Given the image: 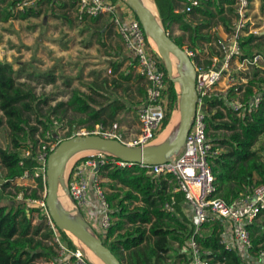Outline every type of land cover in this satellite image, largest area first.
I'll return each instance as SVG.
<instances>
[{"label": "trees", "instance_id": "obj_1", "mask_svg": "<svg viewBox=\"0 0 264 264\" xmlns=\"http://www.w3.org/2000/svg\"><path fill=\"white\" fill-rule=\"evenodd\" d=\"M262 1L264 9V0ZM0 2L3 1L0 0ZM46 2L50 3V1ZM182 2L184 0H165L169 7V16L165 20L158 4L154 1L164 30L168 31L172 25H177L179 31L188 33L193 45L191 49H194L198 41L211 43L212 38L201 34V29L208 25L195 24L187 19V15H199L205 21H209L217 14L222 15L223 6L231 5L232 0L203 1L199 7L194 8L188 14L175 13L176 6L179 4L182 6ZM11 7L12 4L0 7V22H7L14 16ZM34 8L18 14L19 17L26 18ZM229 11L232 12L231 9ZM221 21L226 32L231 31L230 22L224 17ZM262 38L264 37L254 34L243 37L240 43V60L251 59L255 54L264 56V46L261 48L259 44H253ZM214 39L217 40V38ZM173 41L180 48L183 47L181 37ZM148 47L158 68L165 76L164 96L167 97L168 106L161 128L164 131L177 106L178 94L162 59L150 44ZM214 53L212 51L211 56ZM112 68L116 72L118 65L113 63ZM259 72L261 70L257 69L253 78L248 81L247 93H251L250 87H256L263 92V100L257 112L250 118L237 117L218 99L208 101L207 133L214 144L213 149L222 150L211 158L209 163L217 186L216 195L226 203L264 184V161L253 150L258 138L264 134V71L261 72L263 76L256 78ZM13 75L12 65L0 61V111L6 119L12 144L11 150L0 148V164L5 170L3 183L0 184V264H36V260L41 257L47 262H55L57 261L56 254L43 242L51 238L53 234L49 226L44 225L43 221L46 217L41 214L35 204L28 202V200L40 198L43 183L40 178L33 176V171L37 166L36 162L31 158H22L21 154V149H30L34 152L38 144V140L34 139L38 128L28 126V117L25 113H37L39 99L30 91L17 86ZM138 78L142 79L140 75ZM120 79L128 81L130 74H121ZM91 102L90 98L75 91L67 103L72 110L87 115V118L81 120L79 125L90 123L88 128L99 124L106 125L119 111L124 109L122 105H114V102H106L98 108H93ZM52 112H55V109ZM36 119L37 124L42 128L40 137L43 139L44 132L49 129L52 122L39 114ZM219 131L229 134L219 138L217 136ZM28 142L31 146H28ZM21 161L22 166L19 165ZM25 171L30 173L28 179L34 182L35 188L29 194L28 190L22 187H16L14 195L5 192L23 177ZM99 174L104 180L102 186L106 190L111 210V225L102 238L97 237L118 261L121 264H167L168 253L175 249L174 245H177L180 248V251L176 253L178 264H188L189 261L183 249L187 239L193 233V224L180 210L178 196L181 194H172L174 188L172 176L147 175L146 171L138 166L120 169L109 164L101 167ZM20 193L23 199L17 200L16 196ZM171 197L176 199L174 213L165 210V204L170 202ZM34 213H37L40 218V223L36 226L32 225ZM260 218H264V213L260 214L258 219ZM54 227L68 247L76 251V247L67 234L55 225ZM43 229L45 231L41 233ZM222 230V223L217 220L206 224L202 232L195 235V239L203 249L211 252V264H245L248 260L242 255L236 251H228L222 246L220 243ZM248 230L253 247L250 256L254 258L259 250L264 249V224H259L256 220ZM248 264L254 263L249 261Z\"/></svg>", "mask_w": 264, "mask_h": 264}, {"label": "built area", "instance_id": "obj_2", "mask_svg": "<svg viewBox=\"0 0 264 264\" xmlns=\"http://www.w3.org/2000/svg\"><path fill=\"white\" fill-rule=\"evenodd\" d=\"M2 1L12 4V13L23 14L39 2L52 0ZM203 1L208 0H184L182 9L175 10V13L188 14L194 8L199 7ZM71 2L78 21L103 15L110 16L124 47L132 57L138 75L145 81L146 88L145 96L137 109L139 125L137 133L127 137L117 123L109 127L99 124L91 128L80 127L66 139L99 136L103 139L116 140L131 148L149 146L161 131L168 101L164 96L166 90L164 73L151 56L148 47L150 43L140 21L131 14L129 6L123 0H118L116 3L110 0H71ZM250 3L251 0H232L231 5H225L230 6L234 12L235 20L231 24V31L225 32L214 42L215 53L208 58L207 66L193 64L196 73L197 96L195 113L184 145L177 155L172 156L166 163L150 166L124 162L111 155L98 152L96 156L82 158L70 167L65 183L66 195L76 212L81 214L84 211L87 214L90 194L93 193L99 208L101 231L105 232L111 225V210L106 190L102 186L104 180L100 177V168L107 164L120 169L138 166L145 170L147 175H171L174 181L172 194H181L185 204L189 206L192 213L193 233L187 239L183 249L189 261L188 264H211V252L198 244L195 235L200 234L206 224L217 220L222 223L220 243L226 250L236 251L242 255L248 260L245 264L249 261L254 264H264V249L259 250L254 258L250 256L253 247L248 230L258 220L260 214L264 213V184L254 187L250 192L240 195L230 203L217 197V186L209 160L219 152L213 149L214 144L207 133L206 125L208 101L212 99L221 101L237 117L248 118L257 112L262 103L263 92L256 87H250L251 93H247L249 87L247 78L237 77L238 71L245 70L248 66L258 67L259 63H264V56L260 54H255L251 59L240 60L239 57L241 39L249 35L245 26ZM188 56L189 58L195 57L193 54H188ZM60 129L55 121L53 129L44 132V137L38 141L34 152L30 149L22 152V158H31L36 162L37 166L33 171V176L40 178L43 183L40 198L28 200V202L35 204L48 220L57 248L59 264H90L78 250H71L60 237L46 206L47 158L61 141L66 140L62 138ZM159 129L160 131L157 132ZM155 132H157L156 135ZM19 165L22 166L23 162L21 161ZM29 176L30 173L25 171L21 180L28 179ZM16 198L22 200V193ZM175 205L176 199L171 197L170 202L165 204V210L174 213Z\"/></svg>", "mask_w": 264, "mask_h": 264}, {"label": "rangeland", "instance_id": "obj_3", "mask_svg": "<svg viewBox=\"0 0 264 264\" xmlns=\"http://www.w3.org/2000/svg\"><path fill=\"white\" fill-rule=\"evenodd\" d=\"M110 1L114 3L118 2V0ZM154 1L158 4L162 17L166 20L169 16L168 4L165 3V0ZM70 2L68 0H52L50 3L42 1L35 6L26 18L21 19L18 14L13 13L14 16L9 21L0 22V61L12 65L14 70L13 78L17 86L25 91H30L39 99L36 108L37 113H25L28 117V126H36L38 128L37 133L34 135V139L38 141L42 139L40 137L42 128L37 124L36 119L38 114L48 118L49 122H52L49 129H53V123L56 121L61 128L60 134L63 139H66L74 130L80 127L90 126V123L79 125V122L85 120L87 115L78 113L67 105L72 94L78 91L92 100L91 106L93 108H98L106 102H114L116 106L122 105L124 109L119 111L112 121L103 126L109 127L110 124L117 123L121 127V131L122 128H125L127 131L126 136L130 137L129 134L132 135L136 130L134 125L138 118L135 110L138 104V94L134 86L135 82L126 83L122 81L120 75L123 74V70L117 69L114 72L111 66V63L117 62L115 59L117 56L116 51L122 53L124 50L123 44L121 45L123 41L114 25V35H110L108 32L107 37H103L100 36L102 32L97 26H92L85 21H78L75 16L74 7ZM5 5H7L6 2H0V7H4ZM181 9V4L176 6V10ZM230 9L232 12L229 11ZM223 10L222 15L217 14L209 21H205L199 15H187V19L195 22V24L208 25V27L201 29V34L212 38L211 43L198 41L194 49H191L193 45L188 33L179 31L175 24L167 31L172 39L182 38L183 50L187 54L195 56L194 58L190 57L193 60V64L208 65V58L211 56L212 51H215L213 44L216 39L214 38L222 37L226 32L221 18H226L230 24L234 22L233 9L230 6H223ZM130 11L134 16L135 13L131 8ZM245 30L249 34L264 37L262 35L264 32L262 0H251L250 8L247 12ZM253 44H259L262 48L264 46V38L256 40ZM171 57L174 60L175 57L172 54ZM162 62L166 68L164 59H162ZM257 69L263 72L264 63H259L258 67L248 66L245 70L238 71L237 77L247 78L249 81L253 78ZM261 72L257 73L256 78L263 76ZM132 73L134 72L132 71ZM177 78H179L178 75ZM54 109L55 112H52ZM175 115H178L176 121L177 125H179L180 114L178 103L172 113L171 120ZM5 120L3 113L0 111V148L11 150L10 131ZM157 132L154 134L156 135ZM162 132L163 130L157 134L156 140L148 148L162 145V141L159 140ZM228 134L222 131L217 132L219 138L226 137ZM28 146H31L30 142H28ZM22 150L24 149H21V154ZM253 150L264 161V134L258 138L253 146ZM221 151L219 149L218 152ZM98 152L86 151L78 153L73 157L70 167L82 158L96 156ZM4 174L5 170L0 164V184L3 183ZM65 180L66 178H59V189L64 190ZM16 187L27 189V193L29 194L35 188V184L31 179H20L16 181L14 186L7 188L5 192L14 195ZM107 191L110 192L108 188ZM63 192L65 194V191ZM59 196V199L63 200L61 194ZM178 202L179 205L185 204L182 195L178 196ZM182 214L191 220V216L187 212ZM71 215L79 221L78 215L74 214V212ZM81 215L92 226L93 230L97 233L96 235L102 238V233L97 230L90 215L84 213V211L81 212ZM43 222L44 225L49 226L47 219ZM39 223L40 218L37 213H34L32 215V225L36 226ZM257 223L264 224V218L258 219ZM44 231L43 229L41 233ZM67 236L74 246H76V249L83 252V248L75 243L74 237L69 233H67ZM43 242L51 247L52 251L56 254L57 261L47 262L45 258L41 257L36 260V264H59L60 261L57 258L58 252L53 241V234L51 238ZM174 248L167 255V264H178L176 253L180 251V248L177 245H174Z\"/></svg>", "mask_w": 264, "mask_h": 264}, {"label": "water", "instance_id": "obj_4", "mask_svg": "<svg viewBox=\"0 0 264 264\" xmlns=\"http://www.w3.org/2000/svg\"><path fill=\"white\" fill-rule=\"evenodd\" d=\"M134 11L146 36H151L161 47L176 57V71L179 77L178 107L180 112L179 128L174 138L168 143L154 148H131L116 140L103 139L99 136L74 137L61 141L57 148L49 154L46 169V206L53 224L60 230L71 233L79 238L88 249L106 264H121L115 255L103 245L92 228L76 212L79 221L71 219L62 210L58 196V165L66 162L82 151L96 150L111 155L124 162L144 165H160L166 163L182 149L196 107V73L193 62L186 51L175 44L167 31L164 30L160 16L159 23L152 12L141 0H124ZM159 15V13H158ZM264 35V32L262 33ZM168 74V73H167ZM169 76V75H168ZM173 82V80L170 78ZM174 86L175 83L173 82ZM176 88V86H175ZM57 138V135H54ZM65 193L67 192L64 186ZM253 258H251L252 260Z\"/></svg>", "mask_w": 264, "mask_h": 264}, {"label": "crops", "instance_id": "obj_5", "mask_svg": "<svg viewBox=\"0 0 264 264\" xmlns=\"http://www.w3.org/2000/svg\"><path fill=\"white\" fill-rule=\"evenodd\" d=\"M69 2L71 1V0H68ZM153 2V1H152ZM71 4H72V2H70ZM154 3V2H153ZM73 5V4H72ZM154 5H155V3H154ZM73 7H74V5H73ZM155 8H156V5H155ZM156 11H157V14H158V10H157V8H156ZM159 16V15H158ZM83 21H85V22H88V24H91L92 26H97L98 28H100V31L102 32L101 34H100V36H103V37H107V34H108V32H109V34L111 35H114V27H113V24H112V22H111V18L109 17V16H107V15H103V16H100V17H97V18H91V19H84ZM83 21H80V22H83ZM123 43L121 42V45H122ZM124 46V45H123ZM151 47H152V44H151ZM153 48V47H152ZM123 52L121 53L120 51H116V53H117V56L115 57V59L117 60V62H113L114 64H116V65H118V69L120 70H123V74H130V79L128 80V81H124V82H131V83H134L135 82V91L137 90V99H138V104L136 105V107H135V110H136V115H137V109H138V107L140 106V103H141V101H142V99L144 98V96H145V88H146V83H145V81L143 80V79H139L138 78V73H137V71H136V69H135V67H134V65H133V61H132V57H131V55L128 53V51L126 50V48L125 47H123ZM124 55V56H123ZM113 63H111V66H112V64ZM132 71L135 73V75H134V73H132ZM138 83H137V82ZM177 89V88H176ZM178 91V90H177ZM179 92V91H178ZM138 118H137V122L135 123V125H134V128L136 129L135 130V132H133L132 134H135V133H137L138 132ZM169 126V125H168ZM168 126H167V128H168ZM121 128V127H120ZM166 128V129H167ZM165 129V130H166ZM164 130V131H165ZM122 131L124 132V133H126L127 131L125 130V128H122ZM163 131V132H164ZM162 132V133H163ZM129 135H131V134H129ZM156 139H154V141H155ZM159 140L160 141H162V143H164V142H166L167 140H161L160 139V136H159ZM168 140H170V139H168ZM68 174H69V171H68V173H67V175H66V180H67V177H68ZM5 175V174H4ZM66 180H65V183H66ZM61 194V196H62V198H63V202L62 203H60L59 202V204H60V206H61V208H62V210L64 211V213L65 212H68V213H70V214H72L73 212H74V214H76L77 215V213H75V210H74V208H73V205H72V203H71V201H70V199L68 198V196L66 195V193L64 194V192H63V189H59V191H58V196ZM60 197V196H59ZM180 210H181V212L182 213H184L185 214V212H187L191 217V221H192V213H191V210H190V208H189V206L188 205H186V204H181L180 205ZM87 214L88 215H90V217H91V220H92V222L94 223V225L96 226V228H97V230L98 231H100L101 233H102V235L104 234V232L103 231H101L100 230V225H99V208H98V205H97V203H96V201H95V199H94V195H93V193H91L90 194V199H89V208H88V211H87ZM82 216V215H81ZM71 217H73V218H75L74 216H71ZM83 218V217H82ZM83 220H84V218H83ZM88 225H89V223L86 221V220H84ZM91 228H92V226L91 225H89ZM92 230H93V228H92ZM94 231V230H93ZM95 232V231H94ZM95 234H97L96 232H95ZM76 247V246H75ZM81 251V250H80ZM82 254H83V252H81ZM83 256L86 258V260H88L89 262H90V260L87 258V256H85V254H83ZM91 264H93L92 262H90ZM104 263V262H103ZM105 264V263H104Z\"/></svg>", "mask_w": 264, "mask_h": 264}, {"label": "bare ground", "instance_id": "obj_6", "mask_svg": "<svg viewBox=\"0 0 264 264\" xmlns=\"http://www.w3.org/2000/svg\"><path fill=\"white\" fill-rule=\"evenodd\" d=\"M141 1L152 12V14L154 15L155 19L159 23V16L157 14L155 5L152 2V0H141ZM148 40H149L150 45L152 44V47H153L152 49L157 53V55L161 59H164L165 64H166V69L168 71V75L173 80V82L175 83V86H176L177 90L180 91L179 78H177L178 74H177V71H176V61H175L176 57L171 52L166 50L165 48L159 46L154 41V39L151 36H149V35H148ZM171 54L175 57L174 60H172ZM179 114H180V112H179ZM177 116L175 115V117L171 120L168 128L160 135V139L161 140H167L166 142L161 143V144L168 143L176 135V133L178 131V128H179V125H177V121H176L177 120ZM179 121H180V116H179ZM168 139H170V140H168ZM87 151H96V150H87ZM82 152H86V151H82ZM73 157L71 159H69L68 161H66V162L59 163V165H58V187H57V191H59V178L64 179L66 177V175H67V173H68V171L70 169V164L72 162ZM59 202L62 203L63 200L59 199ZM65 214L68 217H70L71 219L76 220L75 218L71 217L72 215L70 213L65 212ZM67 233H69V232H67ZM69 234H71V233H69ZM72 236L74 237L75 243H77L80 247L83 248L82 251L84 252L85 256H87V258L90 260V262H92L93 264H104L105 263L103 260L98 258L93 252H91L88 249V247L79 238H77L74 235H72ZM77 250L80 252L79 249H77Z\"/></svg>", "mask_w": 264, "mask_h": 264}]
</instances>
